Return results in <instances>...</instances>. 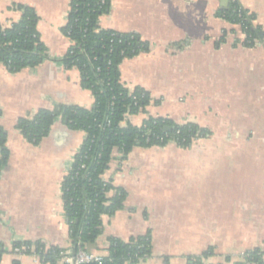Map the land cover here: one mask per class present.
Here are the masks:
<instances>
[{"label":"crops","instance_id":"1","mask_svg":"<svg viewBox=\"0 0 264 264\" xmlns=\"http://www.w3.org/2000/svg\"><path fill=\"white\" fill-rule=\"evenodd\" d=\"M70 0H0V25L20 19L14 5L34 9L49 60L9 74L0 66V128L7 166L0 172V264H41L15 254V242L70 247L61 182L84 141L60 118L36 147L15 129L20 118L58 105L91 109L76 69L53 60L70 47L61 33ZM264 34V0H238ZM229 0H111L101 29L137 34L149 51L119 66L128 88L147 91L146 114L126 118L139 127L149 116L194 123L210 132L189 149L135 148L120 161L117 150L102 179L126 192L124 207L102 217L94 252L109 238L127 241L147 231L151 256L140 264H187L186 256L212 248L204 264H235L264 246V45L243 47L245 36L216 16ZM224 6V7H222ZM226 32L223 43L219 40ZM237 42V43H236ZM236 43V44H235ZM159 101L155 106L153 102ZM125 123H122V126ZM108 194V197L113 196ZM228 257V260L225 258Z\"/></svg>","mask_w":264,"mask_h":264},{"label":"trees","instance_id":"2","mask_svg":"<svg viewBox=\"0 0 264 264\" xmlns=\"http://www.w3.org/2000/svg\"><path fill=\"white\" fill-rule=\"evenodd\" d=\"M110 7L111 0H70L61 33L71 45L63 57L53 60L64 70L78 71L80 86L92 95V108L58 105L52 110L40 109L31 117L20 118L15 125L24 140L34 147L49 135L58 118L65 121L69 130L85 134L61 182V200L68 238L73 246L79 242L86 250L102 233V217H112L124 207L126 192L102 179L114 150L119 153L120 161H124L135 148H164L174 144L184 150L210 136L208 130L194 123L176 124L168 118L149 116L139 127L126 121L127 117L146 114L152 100L144 89H130L121 82L119 66L125 60L148 53L149 44L134 33L101 29L98 19L107 15ZM12 8L21 16L9 27L0 25V66L9 74H17L37 68L49 60V56L37 30L39 18L34 9L23 5ZM216 16L239 28L245 36L243 47L250 49L264 42L261 28L254 24L255 15L244 9L238 0H229L227 7ZM225 37L226 32H223L219 43H223ZM159 103L153 102L155 106ZM166 128L171 130L166 131ZM8 157L6 132L0 128V172L7 166ZM110 193L114 195L108 197ZM14 249H20L21 255H37L41 264H60L63 252L58 247L27 241L13 243L12 252ZM105 252L100 263L90 264H140L151 256L150 232L127 241L109 238ZM4 253L0 244V260ZM212 256L213 249L208 248L200 255L186 256V261L187 264H204L203 261ZM162 260L163 264H169L167 257ZM235 264H264V246L247 250Z\"/></svg>","mask_w":264,"mask_h":264},{"label":"built area","instance_id":"3","mask_svg":"<svg viewBox=\"0 0 264 264\" xmlns=\"http://www.w3.org/2000/svg\"><path fill=\"white\" fill-rule=\"evenodd\" d=\"M257 44L264 45V42ZM20 251V249H14L13 253L20 254ZM31 257L36 262L41 263L37 255L32 254ZM60 257V264H90L93 262L100 263L102 259V256L97 255L92 251H87L86 249H84L79 242H77L74 246L70 242V247L63 250V252L60 253Z\"/></svg>","mask_w":264,"mask_h":264},{"label":"water","instance_id":"4","mask_svg":"<svg viewBox=\"0 0 264 264\" xmlns=\"http://www.w3.org/2000/svg\"><path fill=\"white\" fill-rule=\"evenodd\" d=\"M222 7H224V6H222ZM260 36L262 38L264 36V34L260 33ZM64 123H65V121H64ZM165 130L166 131H170L171 129L170 128H166ZM93 249H94V245H90V246H88L87 251H92Z\"/></svg>","mask_w":264,"mask_h":264}]
</instances>
